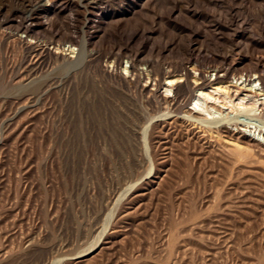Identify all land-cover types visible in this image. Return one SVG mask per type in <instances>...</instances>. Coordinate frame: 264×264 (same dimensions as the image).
<instances>
[{
  "label": "rangeland",
  "instance_id": "374dc122",
  "mask_svg": "<svg viewBox=\"0 0 264 264\" xmlns=\"http://www.w3.org/2000/svg\"><path fill=\"white\" fill-rule=\"evenodd\" d=\"M47 2L0 0V264H264V149L158 97L181 63L264 59V0Z\"/></svg>",
  "mask_w": 264,
  "mask_h": 264
},
{
  "label": "bare ground",
  "instance_id": "6f19581e",
  "mask_svg": "<svg viewBox=\"0 0 264 264\" xmlns=\"http://www.w3.org/2000/svg\"><path fill=\"white\" fill-rule=\"evenodd\" d=\"M50 2H51V0H48L47 3L51 4ZM49 8H51V7H49ZM32 11H33V9H32ZM48 13L50 14V11ZM46 47H48V46H46ZM49 47H54V46H49ZM80 47H82V46H80ZM56 48H57L56 50L58 51V47H56ZM64 49H69V52H71V53H73L75 51V49H77L76 56H74L75 58L67 57L65 59V67L67 68V70L69 68L71 69L72 67L78 65L81 61H83L82 59H83L84 53H82V49L80 50L79 48H77L75 45H73L72 42L70 44L66 45V48H64ZM212 51H209L206 54L212 55L213 54ZM246 51H247V49H246ZM233 53H235V52H233ZM245 53H247V52H245ZM232 55L233 54H232L231 50L223 51V57L220 60V62L213 64V65H206V64L202 65V63L201 64L196 63L191 68H187L184 63H181L180 65H178L174 69V73H176V74H174L173 76L171 75L169 70H166V72H163V74L167 75L166 81L164 82L165 91L167 93L163 94L164 92L163 93L159 92L158 97L160 98L161 102L170 103L172 105H176V104L179 105L182 103L185 104V102H187L191 98L192 105L188 106V109H187V111H188L187 117L188 118H190L193 121L201 122V123H204L207 125H210L211 123L215 122V123H217V126H218V124L221 123V126H222L221 129L224 132H226L227 135L229 134V135L233 136L236 134H240L239 137H242L241 139H243V141L245 143H247L248 145H253V146L260 145V146H262V149H264L263 145L260 144V141H261L260 134L264 139V124H263L262 129H259L260 130L259 136L258 135L256 136L255 134H250L247 132L241 133L240 130L235 131L236 127L235 128L232 127V125H234V124L237 125L239 120L235 119L231 116L232 115L231 113H233L234 111H236V112L237 111H241V112L244 111V112L252 113V114L258 115L259 117H262L263 123H264V59H260V58L254 59L251 56H249L248 58H245V57L244 58H234V57H232ZM202 66H203V68H202ZM133 69H134V67L131 63L130 68L127 70L132 72ZM191 69L194 71H192ZM148 78H150L151 80H149V81L152 82L153 78H151L150 76H148ZM158 83H160V81L159 82L155 81L154 84L156 85ZM147 84L148 83L146 82L145 88L149 87ZM143 85H144V83H143ZM152 87H153V85H152ZM244 89H246L248 91V92H245V94L242 93V90H244ZM182 96L185 97L182 99L183 102H181ZM169 113H171V112H168V114ZM237 113H233V114H237ZM174 114L176 115V113H174ZM162 115H160V116L162 117ZM180 115L185 117L186 114L180 113ZM164 116L168 117L166 114ZM237 117H238V114H237ZM153 118H155V117H153ZM153 118L151 120H153ZM154 120L156 121V119H154ZM148 123H147V125H149ZM241 123L242 122H240V124ZM187 125H189V124H187ZM247 126H249V125H247ZM188 127H190V126H188ZM143 128L142 129L144 131V138H145V134H146L145 132L147 130V126H145ZM186 130H187V128H186ZM261 130H262V133H261ZM188 137H189V134H188ZM261 142H263V140ZM143 148H144V145H143ZM147 160L149 162V159H147ZM150 170H149V172H150ZM148 174H150V173H148ZM152 174H153V172H152ZM145 175H146V173H145ZM135 184H136V182H135ZM128 186L132 187L133 184L128 185ZM117 198H118V196H117ZM107 213H109V212H107ZM169 235H171V233ZM90 247H92V246L90 245ZM89 252H90V250L87 252L85 251V253L84 254L81 253V255L82 256L87 255ZM77 255L79 256V254H76V256ZM71 257L69 256V258H71ZM54 262L55 261H53L52 263H54Z\"/></svg>",
  "mask_w": 264,
  "mask_h": 264
}]
</instances>
